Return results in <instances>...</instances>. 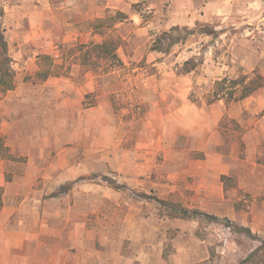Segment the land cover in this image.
Returning a JSON list of instances; mask_svg holds the SVG:
<instances>
[{
  "label": "rangeland",
  "instance_id": "obj_1",
  "mask_svg": "<svg viewBox=\"0 0 264 264\" xmlns=\"http://www.w3.org/2000/svg\"><path fill=\"white\" fill-rule=\"evenodd\" d=\"M0 6L15 84L49 89L40 93V151L59 155L66 176L59 189H40L45 213L60 214L52 226L103 231L129 264H237L257 246L222 224L175 218L172 204L227 218L264 240V87L239 102L214 96L223 78L264 79V0ZM173 27L195 32L183 39L182 31L166 54L152 51ZM190 59L198 66L185 74ZM155 86L167 91L169 117L150 104L162 98ZM20 104L8 108H29ZM193 127H212L214 143ZM207 155L220 157L210 169L225 174L196 181L188 172L203 166L189 160Z\"/></svg>",
  "mask_w": 264,
  "mask_h": 264
},
{
  "label": "crops",
  "instance_id": "obj_2",
  "mask_svg": "<svg viewBox=\"0 0 264 264\" xmlns=\"http://www.w3.org/2000/svg\"><path fill=\"white\" fill-rule=\"evenodd\" d=\"M15 86L0 100V264H129L117 246L109 244L103 231L86 228L62 230L50 224V219L60 217V214L50 217L45 213L42 208L45 203L39 198L40 189H59L66 176L61 172L59 155L55 160L52 152L40 151V93L42 95L49 89L46 86ZM157 88L155 86L153 94H161L162 98L157 100L155 96L150 104H154L157 112L166 111L165 117H169L172 108L165 96L167 91L164 89L159 93ZM25 90H31L33 97H22L29 92ZM52 94L59 104L60 89L53 90ZM10 101L27 104L29 108L23 111L9 109ZM227 112L230 114L231 109ZM193 129L209 139V144L214 143L213 136H209L212 127L190 130ZM174 157L172 160L179 158L178 152ZM219 158L207 155L204 160H189V166L198 164L203 169L197 175L191 171L188 174L198 176L200 180L196 181L200 182L207 176L220 179L223 172L210 169L213 160ZM61 200L50 199L58 203Z\"/></svg>",
  "mask_w": 264,
  "mask_h": 264
},
{
  "label": "trees",
  "instance_id": "obj_3",
  "mask_svg": "<svg viewBox=\"0 0 264 264\" xmlns=\"http://www.w3.org/2000/svg\"><path fill=\"white\" fill-rule=\"evenodd\" d=\"M3 16L4 10L0 6V99L3 94L15 89V71L12 67V59L9 56L8 42L4 35L2 22ZM182 31L185 32V36L181 35ZM182 31L178 27H173L169 32L162 33L153 41L152 51L166 54L180 38L183 36V39L187 38L188 35H192L195 32L186 28L182 29ZM175 33H177L178 38L174 36ZM208 34H213V32ZM197 66L195 59L187 60L183 64V71L185 74H188L195 70ZM216 87L217 91L214 93L215 98L223 99L225 98L224 96H226V101L228 102H239L251 96L257 90L263 88L264 79L258 75L251 80H248L246 76H241L236 79L223 78L216 82ZM221 93H223V95H220ZM1 195L2 190L0 189V208L2 206ZM155 200L161 205L165 204L164 201L158 199ZM170 208V211L175 218L195 220L199 223L204 222L205 224H222L233 234L255 241L257 246L237 264H264V240L254 235L249 228L239 226L227 218L219 219L215 216L200 213L196 210L192 211L185 209L180 205L172 204L170 205Z\"/></svg>",
  "mask_w": 264,
  "mask_h": 264
}]
</instances>
